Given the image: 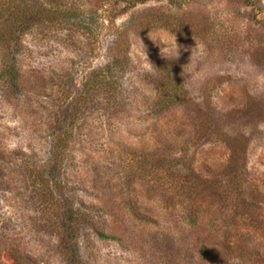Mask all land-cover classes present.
Wrapping results in <instances>:
<instances>
[{
	"label": "rangeland",
	"instance_id": "374dc122",
	"mask_svg": "<svg viewBox=\"0 0 264 264\" xmlns=\"http://www.w3.org/2000/svg\"><path fill=\"white\" fill-rule=\"evenodd\" d=\"M62 2L82 17L52 34L26 30L17 49L23 85L10 92L0 80V264H264V0ZM170 15L200 29L186 37L163 27L133 34L123 69L114 67L120 82L113 99L94 98L88 89L112 67L117 31L133 17ZM155 59L180 62L191 105L156 110ZM79 100L86 104L56 208L61 220L68 217L48 228L51 207L37 204L16 159L51 161L52 131L68 132ZM208 103L226 136L246 137L244 188L260 222L230 218L215 196L191 190L184 179L192 169L226 181V142L196 144V118ZM84 212L96 225L104 220L117 241L99 240L89 221L75 229Z\"/></svg>",
	"mask_w": 264,
	"mask_h": 264
},
{
	"label": "trees",
	"instance_id": "16d2710c",
	"mask_svg": "<svg viewBox=\"0 0 264 264\" xmlns=\"http://www.w3.org/2000/svg\"><path fill=\"white\" fill-rule=\"evenodd\" d=\"M82 15V11L64 4L62 0H34L30 3L24 0H0V80L6 85V89L10 92H16L23 85L22 66L21 61L18 59L19 56H17V49L22 46V35L26 33V30L37 28L49 30V34H52L53 31L60 32L71 26ZM140 19L137 17L131 18L124 29L117 31L115 44L111 50L112 67L99 76H95L92 82L94 88L88 89L90 94L95 96L94 98L104 97L107 102L113 99V95L119 89L120 82L115 78L116 69L114 67L123 69L125 62H127L133 34L136 35L145 30L149 31L163 27L176 33L177 36L186 37L200 29L197 22L176 15H170L169 18L165 19L163 16H155L152 19H141L139 21ZM154 68L156 75L153 79V87L157 93L155 108L158 112H167L180 106L192 104L185 77L181 74L182 65L179 61L175 59H155ZM99 79L102 81H99ZM90 85L88 84V87ZM78 102L81 104H77V112L71 116L72 120L68 132L57 135L55 133L58 132V128L52 131L53 136L51 137L55 140V150L51 161L41 165V161H36L35 158L25 155H20L16 159L21 163V167H24L23 174L26 184L29 183V188L31 187L33 191L36 190L37 192L35 196L37 204L41 207H51L46 209V212L49 213L45 222L48 228L57 226L59 220L62 224L64 217L65 219L68 217L67 212L61 220L60 213L56 208L59 206L61 209L60 201L66 191V178L63 167L69 155V148L78 117L81 116L86 104L83 103L84 100ZM107 106L109 108V105ZM211 112L208 103V112L201 111L196 118V144L200 145L220 140L226 142L230 150L227 172L222 174L226 181L221 182L219 179H215V182H213L202 179L192 169L185 174L184 179H186L188 185L192 186L190 187L191 190L205 191L215 196L223 204L230 218L235 220L247 218L252 221L259 220L260 222L261 216L258 214L260 209L254 204L250 205L251 202L246 196L247 192L244 188L248 163L246 137L242 135L235 138L226 136L222 117ZM143 159L150 160L151 158L144 157ZM171 159L172 157L170 162ZM162 162L163 160L160 164ZM2 178L3 176L0 173V180ZM180 189L183 193L189 191L185 185H182ZM198 193L199 196L202 195V193ZM72 200L76 199L73 198ZM79 203L83 204L82 202ZM81 207L85 209L83 205ZM132 214L134 217L139 218L140 214L135 209ZM77 217L74 220L77 225L75 229L80 230L84 221H89L94 235L99 240L117 241V238L105 232L104 225L106 222L104 220L101 219L96 225L94 221L98 218L92 217L86 212L78 214ZM188 220L193 225L197 223L191 214L188 216Z\"/></svg>",
	"mask_w": 264,
	"mask_h": 264
}]
</instances>
